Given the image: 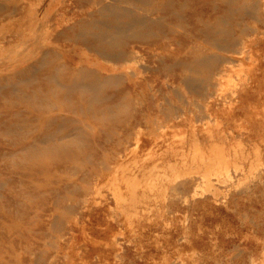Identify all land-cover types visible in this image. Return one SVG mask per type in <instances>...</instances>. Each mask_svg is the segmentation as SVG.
Instances as JSON below:
<instances>
[{"label": "rangeland", "instance_id": "1", "mask_svg": "<svg viewBox=\"0 0 264 264\" xmlns=\"http://www.w3.org/2000/svg\"><path fill=\"white\" fill-rule=\"evenodd\" d=\"M129 10L123 0H37L31 5L26 0H0V264H25L23 258L30 253L38 258L32 264H110L108 258L98 259L97 252L86 255L85 246L91 245L104 248V253L126 251L135 259L120 264H218L219 260L220 264H244L243 259L249 264L248 256H254L252 264H264V249L260 250L264 246V99H255L232 118L228 115L239 107L238 93L264 78V2L177 0L150 12L134 8L130 15ZM190 13L196 15L193 20ZM236 34L246 36L249 50L244 54H250L226 64L224 42ZM57 37L77 48L71 58L81 56L90 67L96 61L119 66L102 72L118 74L103 90L86 91L84 99L79 92L76 99L57 98L61 108L68 104L75 109L64 120L73 134L39 143L44 137L53 139L51 135L56 133L47 113H30L36 101L15 103L20 88L29 86V78L47 76L40 62L43 58L45 64L50 63L52 56H44L38 42L54 45L61 41ZM109 38L118 44L127 41L128 52L118 48L96 52ZM153 44L156 47L147 53L137 48ZM29 57L42 58L34 63L32 73L13 77L16 65ZM257 89L264 90V83ZM106 91L122 92L124 98L100 103L98 98ZM214 98L218 112L210 115L205 108ZM77 124L83 126L79 131L73 127ZM33 128L43 132L35 133ZM113 130L139 133L138 146L134 145L135 133L128 142L101 143ZM210 130L214 139L203 141ZM77 132L79 137L74 136ZM124 146L128 150L115 168L101 160L104 151ZM65 148L75 154L57 167ZM209 151L220 155L205 169L202 158L207 160ZM160 155L169 160L175 155L196 160L191 166L179 162L167 168L166 179L148 190L146 215L150 220L137 238V246L126 238L137 237L130 234L131 227L145 215L138 201L130 205V221L124 218L112 229L119 242L117 248H110L112 236L99 230L119 214L115 189L128 192L135 180L131 168L141 162L152 165ZM24 165L28 166L26 173ZM196 166H200L198 170ZM199 168L206 177L197 181L195 193L192 187L178 192L170 178L201 174ZM96 171L102 176L97 177ZM89 176L97 177V183ZM149 176L151 184L156 173ZM74 183L85 189L78 190L86 195L85 207L81 202L74 207L76 201L70 195ZM74 218L76 224H72ZM52 254L56 256L49 263Z\"/></svg>", "mask_w": 264, "mask_h": 264}, {"label": "bare ground", "instance_id": "2", "mask_svg": "<svg viewBox=\"0 0 264 264\" xmlns=\"http://www.w3.org/2000/svg\"><path fill=\"white\" fill-rule=\"evenodd\" d=\"M26 1H27L28 4L31 5L32 3L36 2L37 0H26ZM123 1H125L128 4V7H130V10L128 11V13L130 15H132L133 14L132 11L134 10V8H140L141 10H145L147 12H150L153 9H156V8L157 9H162V8L166 7L168 4L170 5L172 3H175L177 0H154V1L153 0L152 1H149V0H123ZM262 1L264 2V0H262ZM20 9H21V7H20ZM24 12H25V10L23 8L22 11H21V15H20L21 17L24 16ZM195 16H196L195 13H190L188 15L189 19H191V20H193V18ZM114 21H115V19L106 20L105 22L108 23V22H114ZM115 27H116V25H115ZM117 28H118V26H117ZM240 30L242 31V29H240ZM239 35L238 34H236L235 36L234 35H230V37H228V39L224 42L226 44L225 46H226V51L227 52L225 54H223V57H224L223 60H224V62L226 64H230V62H235L234 60L237 61L240 57L244 58L245 55L248 56L250 54V53L249 54H244L245 52L246 53L248 52L247 50H249V48L247 49V47H246L247 46L246 36L244 35V37H240L239 38ZM57 40H59V41L61 40V41L54 43V45H50L49 43L48 44L47 43H39L37 41L38 42L37 45H38L39 51L42 52L43 54H45L44 56H46V54H49L50 56H52L51 62L50 63L48 62L47 64H45V61H43L44 59L42 58L43 56L41 55L42 56L41 57L42 61L40 63H42V65H45L44 69H46V71H47V72L45 71L47 76L46 77L41 76V77L29 78V79H28V77H25V79L26 80L28 79L27 81H29V86L26 84L27 86H24V87L20 88L21 95L19 96L17 102L15 103V104H18L19 102H26L27 103L29 101H32L31 103H33V101H36V102H38V104H37L38 106L35 105V104H33V105L30 104V105H32V107L33 106L35 107V109L34 108L30 109V113H32V114H39V113H43V112L47 113V115H48L47 119L51 122L50 124L52 125L51 128L54 130L53 132H56V133L54 135L53 134L51 135V136H54L53 139H51L52 137H50V138L49 137H44L42 140L39 139L40 140L39 143H43V140H45V139L47 141H55L58 138H60V139L62 137L66 138V136L68 137V136L73 134V133H69L70 125L68 127L67 123H65L64 120L67 118V116L69 114L74 112L75 109L72 106H68V104L65 105V107L61 108L56 102L57 98L64 99V100L76 99L78 96L75 95V93L79 92V94H80L79 97H82L84 99L86 91L87 92L88 91L89 92H97V90L98 91L101 90V89L103 90L105 85H107V83L110 82L118 74V71H110V72H108V73H106L104 75H103L102 72H104V69H106L107 67H110L111 69H118L119 66H115V65L113 66V65H109V64L106 65L103 62H97L96 61V63L93 66L90 67V66L86 65L84 59L81 56L80 57L74 56V59L71 58L73 55H75L77 48L73 44H71L70 42L68 43L67 41H65V40H63L61 38L57 37ZM82 42L85 44V39L84 38L82 39ZM128 44L129 43L127 41L126 42H122V43L120 42L119 44L117 42L113 43L112 40L110 41V38H109V39L105 40V44H104V46H102V48L101 47H97L96 52H99L100 54L101 53L104 54V53H108L109 52L107 50H112L113 48H118L121 51L128 52L125 49ZM138 47H139V51L140 52L147 53V52L151 51V48H155L156 44L148 45L147 47H142V46H138L137 45V48ZM140 47H142V48H140ZM177 50L178 51L181 50L180 46L177 47ZM132 52L136 53L137 50L133 49ZM40 59H36V58L34 59V57L33 58L29 57V61L27 59V61H25V62L21 61L20 63H18L16 65L15 70L12 71L13 77L16 76V75L22 74V73L23 74H26V73L28 74L32 69L34 71L35 70L34 69V63L35 62L38 63V60L40 61ZM92 60H95V59H92ZM26 62L28 63L27 65L24 64ZM42 65H39V66H42ZM39 66L37 68H39ZM207 72L210 74L211 69L210 70L207 69ZM31 73H32V71H31ZM247 79L249 80V78H247ZM245 81H247V80L245 79ZM245 81H244V83H245ZM17 82L19 83V81H17ZM14 83L13 84L9 83V84L10 85L11 84L15 85ZM261 83H264V78L257 79V82H255V83H253V84H251L249 86L247 85L246 87H244L240 91V93H238L237 96H238L239 107H235V108H232L231 110H229L228 115L230 116V118L236 116L242 110H245L248 107V105L250 104V102L252 103L255 99L256 100H261V101L264 99V90L257 89L258 84H261ZM5 85H3V86H5ZM12 88H13V86H12ZM13 90H14V88H13ZM14 93H15V90H14ZM121 94H122V92L120 93V95H115L114 93L110 94V91H106L105 93H103V95H100V97L98 98V101L100 103H103L106 99H110L112 97H116V99H122V98H124V96L122 97ZM209 97H211V96H209ZM234 98H235V96H234ZM61 103H63V102H61ZM84 109H85V104H84ZM101 110H102V113L105 115V112H104L105 109L103 108ZM205 110L210 115L211 114L213 115L214 113L218 112V109L215 108V98L213 100L208 101V104H207ZM109 112H110V110H109ZM102 113H101V116H102ZM122 113H119V115L122 114ZM25 117H23V118H25ZM105 117L107 118V116H105ZM101 118L103 119L104 116L101 117ZM106 118H104V119H106ZM122 119H123V117H121V119H119V120L122 121ZM71 120H72V118H71ZM31 125H33V124H31ZM16 126H17V124H16ZM80 126H78V124L76 126L73 125L75 130L77 129L78 131H79L80 128L83 127L82 125H80ZM12 129H14V128H12ZM33 130L36 131V132L34 131L35 133H37V132L42 133L43 132V130L40 129V128L39 129L38 128L37 129L33 128ZM30 131L31 130H28V132H30ZM211 131L212 130H210V132L207 131L208 132L207 135L202 136L203 141L204 140H213L214 139V133L211 132ZM10 132L18 133L17 131H13V130L10 131ZM113 132H115V133H113ZM74 134H75L74 136H76V134H77L78 136H76V137H79L78 132L74 133ZM80 134L84 137L83 133H80ZM106 134H107V138L103 139L101 143L105 144L107 141L108 142L109 141H114V142H117V143L122 142V141H127L128 142V141H130V138H131L132 134H134L135 136L137 135L136 139H135V136L133 135L134 139H135L134 145L138 146L137 138L139 136V133H136L134 130H133V133H130V131H126V130L121 132V133H116V131L113 130L112 133L109 132V133H106ZM49 136H50V134H49ZM226 139H228V137ZM192 140L195 141L196 139L192 137ZM35 142H37V141H35ZM66 143H68V142H66ZM82 143H84V142H82ZM208 143H210V141H208ZM68 144H70V142ZM68 144H65L66 148H67ZM73 145L76 146L77 144H73ZM57 146H59V145L57 144ZM79 146H80V143H79L78 147H76V148H79ZM32 147H33V145H32ZM59 147L61 149L62 146H59ZM5 148H7V147H5ZM29 148L30 147H27L26 149L30 150ZM66 148L63 150L64 152L62 151V153L58 157V160L56 161L57 167L63 166L62 161L69 154L70 155L75 154L74 150H71V149L67 150ZM11 149H12L11 151H13V152L16 151V148H14V147H12ZM41 149L43 150L42 147H41ZM60 149H58V150H60ZM19 150L20 149H18V151ZM127 150H128L127 146H124V148H122V149L112 148L111 150H106V151H104L102 153V157H101L102 159L101 160H103L104 162L109 163V165H112L110 167L115 168L122 161V158H123L122 155ZM43 151H45V150H43ZM46 151L49 152L47 149H46ZM32 152H33V150H32ZM57 153H58V151H57ZM160 153L163 154V150H161ZM209 153H210L209 157H206L207 160H205L204 157L202 158V160L205 161V164H204L205 165V167H204L205 169H206L207 165L208 166L212 165L210 163H213V161H215L213 159H215V157L217 155H220L219 151L218 152L216 151L215 153L214 152L212 153V151H209ZM217 153H219V154H217ZM41 156H44V153H42ZM206 156H208V155H206ZM16 157H18V156H16ZM17 159H19V158H17ZM19 160L22 161V159H19ZM81 160L85 161V157H84V159L81 158ZM195 160H196V158H193V159L189 160V159H185V158H181V157L180 158L176 157V155L174 156L173 159L169 160L167 158V156H161L160 155L158 157V160H156V162H154L152 165H148V164L146 165L144 162H141L139 164V166H135L136 169L131 168L132 172L134 173V179L135 180L132 181L131 188L128 190V192H121V191L115 189L116 190L115 198L117 200L116 203L119 206L118 208H120V209H118V208H116V209L119 210L118 211L119 214L116 215L114 221H111V220L108 221L107 220L106 221V226L99 230L100 233H102L103 235L109 234V236H112L110 238V240H111L110 242H112V244H110V246H109L110 248H112V247L117 248L118 247V242H119V241H117V243H116V239H114L115 237H113L114 235L112 234L113 232L111 233L112 229L114 228V226H115V224L117 222L119 223V221L123 220L124 218H126L125 222H129L130 221L129 220L130 218H128L127 214L129 213V210L131 209V206L133 205V203L138 201V203H140V206H141V208L143 210V213L145 215H143L142 217H139L137 219L136 224L131 227L133 229V231H131L130 234L135 233V234H137V237H133V236L129 235L126 238V240L128 241L129 244L131 243L133 246H137V243H136L137 238L142 236V233L145 232L144 227H146L148 225L149 220H150L149 215H146L147 211H148L147 210L148 209L147 199H148V193H149L148 190L152 191L158 185L157 183L160 184V182H163V179H166L167 176L165 175V172L167 171L166 170L167 168H171L173 165H175V164H177L179 162H181L184 165H190L191 166ZM211 160H213V161H211ZM203 161H201V162H203ZM10 162H12V159H11ZM196 163L198 164V162H196ZM78 166H76V168ZM27 167H28L27 165L22 166V171L24 170L25 173H26ZM197 167H200V166H196V168ZM126 169H128V168H126ZM126 169L122 170V172L126 173V171H127ZM80 170H81V168H80ZM197 170H198V168H197ZM197 170H196V172H197ZM103 171L101 173H103ZM204 171L201 170V174H197L196 173V174L189 175L188 177H182L180 179H175V178H170V179L172 181H174L176 190H178V192L182 193L183 190H184L183 192H185L186 189H190V187H192V189H193L194 186H196L197 181H199L200 179H204L206 177V175H204L202 173ZM81 172H82V170H81ZM151 172L156 173V176H155L154 180L151 182V184H149V180H150V176L149 175H150ZM92 173L94 174V171L92 172V170H91V174ZM204 173L206 174V172H204ZM91 174H90V176H91ZM95 175H97V177L102 176V174H100L97 171L95 172ZM68 176L70 177V175H68ZM90 176H89V179H91V182H94V184L97 183V181H96L97 177L95 178V180H93L94 178H92ZM64 184H65L64 186L69 185V183H64ZM35 185H37V184H35ZM82 188H83L82 184H78L77 185L76 183H74L71 192H70V189L68 190V192L71 193L70 195L73 198V200L76 201L74 207L75 206L77 207V204H79L80 202L82 203L81 207H85V205H86L85 203H86L87 199L85 198V196H86L85 193L84 192H78V190H85L84 188L83 189ZM195 189L196 188L193 189L194 193H195ZM75 190H77V191L75 192ZM188 192H189V190H188ZM55 201L56 200L54 199L53 202H55ZM17 203H18V201H17ZM134 206H136V205H134ZM75 209H77V208H75ZM55 210H56V208H55ZM69 220L70 219H68L67 221H69ZM76 220L77 219L74 218V220L72 221V224H76L77 223ZM67 226H68V224H67ZM173 234H174V232H173ZM177 238L180 239V238H183V236L180 237V238L179 237H177ZM189 238H191V237H189ZM189 238H185V240H187L186 242L192 243V240H189ZM180 240H182V239H180ZM262 249H264V246L260 248V250H262ZM132 250H134V254L137 252L136 247L132 248ZM141 250L142 249H140V251ZM104 251H105L104 248L100 249L97 246H93V245H91V247L85 246V254L86 255H91L92 253L97 252L96 255H97L98 259L102 260L104 258H106V259L108 258L110 264H116V263L120 264L121 262L125 261L126 259H129L131 261L135 260L134 257L131 256V254L129 252H126V251L125 252L114 251L113 253L112 252L104 253ZM194 252H196V251H194ZM198 253H199V251H198ZM55 256H56L55 254H52L49 257L48 262L49 263L53 262V260L55 259ZM37 259L38 258L33 256L31 253L26 255L23 258V260L25 261V264H32V263L36 262ZM248 260H249L248 261L249 264L254 263V256H252V257L248 256ZM219 261L221 262V260H219ZM243 261H244V264H245L246 263V259H243ZM220 262L218 264H220Z\"/></svg>", "mask_w": 264, "mask_h": 264}]
</instances>
